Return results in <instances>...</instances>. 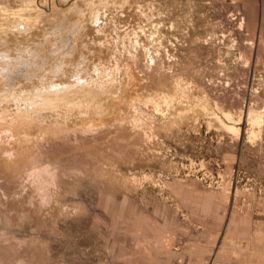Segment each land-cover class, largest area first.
<instances>
[{
  "label": "rangeland",
  "instance_id": "374dc122",
  "mask_svg": "<svg viewBox=\"0 0 264 264\" xmlns=\"http://www.w3.org/2000/svg\"><path fill=\"white\" fill-rule=\"evenodd\" d=\"M0 264H264V0H0Z\"/></svg>",
  "mask_w": 264,
  "mask_h": 264
}]
</instances>
